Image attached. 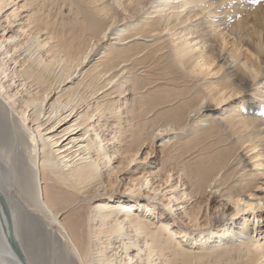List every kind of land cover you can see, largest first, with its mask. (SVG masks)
<instances>
[{
	"label": "bare ground",
	"instance_id": "6f19581e",
	"mask_svg": "<svg viewBox=\"0 0 264 264\" xmlns=\"http://www.w3.org/2000/svg\"><path fill=\"white\" fill-rule=\"evenodd\" d=\"M124 2L120 13L109 0H71L63 14L57 0H0L7 25L24 22L10 31L27 36H0V264H21L8 220L27 264H264V245L246 217L198 233L191 247L131 200L96 195L113 174L100 159L134 156L148 116L167 115L149 138L183 176L186 196L198 207L218 199L222 214L229 204L234 214L251 206L245 193L264 176V0ZM212 71L222 80L206 81ZM162 83L178 90L144 108L153 102L143 101L149 88ZM240 92L225 115H215L213 102ZM130 93L119 112L113 98ZM102 127L109 138L100 137Z\"/></svg>",
	"mask_w": 264,
	"mask_h": 264
},
{
	"label": "rangeland",
	"instance_id": "374dc122",
	"mask_svg": "<svg viewBox=\"0 0 264 264\" xmlns=\"http://www.w3.org/2000/svg\"><path fill=\"white\" fill-rule=\"evenodd\" d=\"M57 1L59 3L63 2L66 4L61 9L62 13L66 14L67 7L69 6L68 3L71 2V0H63V1L57 0ZM109 1L113 2V4L118 8L119 12L122 13L121 12L122 7L123 5L126 4V2H124L125 0L124 1L123 0H109ZM122 2H124L123 5H122ZM149 6H151V4ZM152 6L150 9L153 8ZM19 12H22V10H20ZM128 12H130V10H128L125 13L126 16L128 15ZM53 13H54V10H53ZM21 16L17 18L18 19L22 18ZM261 18H262L261 21L263 22L264 15H262ZM4 21H5V13L3 14V16L0 17V36L3 32H4V35H6V33L9 31L7 35L11 34L10 36L19 37L21 41L26 40L27 36L24 35V33L19 35L20 29H18L17 32L10 31V29H14L16 31V29L18 28V25H22L24 23L23 20H21L22 22L20 21V19L18 21L16 20L15 23L12 25H7V22L6 21L4 22ZM240 22L242 23L243 21L240 20ZM39 39H41V37ZM16 40L17 39H15V41H11L10 44L19 43V42H16ZM230 41L231 40L228 39L229 43L227 44L225 49L232 48ZM103 42L104 44H106L107 41H103ZM47 46L48 44L46 45V47ZM40 50L42 51V49ZM97 56L98 54H96L95 52V55L92 56L91 59L93 57L96 58ZM222 56H224V52ZM219 58H221V56ZM217 63H219V61H215V64L213 63L210 69L211 70L214 69L213 71L218 70L219 65ZM213 71H212L211 76L209 75V77L208 76L206 77V81L208 80L214 81L216 79H219V80L221 79L222 71L216 75L213 74ZM195 79L196 78H194V80ZM260 79H261V71L258 72L254 82H257ZM72 80L73 81H70L68 85H73L78 80V77H74V79ZM201 81H199V83H201ZM144 83H146V81L142 82L140 79V81L138 80L136 82V85H138V87L141 88V86ZM155 86H152L151 88H149L152 91V93L150 91L149 96H146L143 99V101L146 102L149 98H152L153 102L148 101L147 103H145L144 108L154 106V104L156 103L154 100H158V99L164 100V98L172 97L175 94V92L178 90V88L174 87L173 85L164 84V83L158 84ZM260 86L261 85H259V87ZM197 88H195V90L199 91ZM10 90H12V88ZM125 94L120 95V97L118 96V97L113 98L114 100L117 99L116 100L117 105L119 106V109H120L119 112L124 111L123 110L124 109L123 108L124 107V103H123L124 97L123 96L129 98L131 95V93L128 95H125ZM243 94H244L243 92H240L239 94L230 96L224 99L225 101L223 100L222 102H220L221 104L220 103L216 104L215 102H213L212 105L214 108L213 110H214L215 115H223V114L225 115L227 111L230 108H232L231 106H234L236 103H238L241 100L240 98L243 96ZM138 95H140V93ZM17 96H19V94ZM169 107L170 106L156 107V110L161 111ZM121 116L126 117L127 114L123 112ZM166 116L167 115H160L158 117L154 115L148 116V119L145 120L147 122V127L145 129V132L142 134V137L145 140L143 144L139 146L138 150L134 149L132 151L134 152L135 150H137V153H135L134 156H131L130 154L128 155L125 153H122V154L118 153L117 155L118 157L113 158L109 163L106 162L105 165L104 163H101V161L103 160L100 159V162H99L97 158L96 161L100 163L101 167L103 166L102 171L106 173V169L113 168V174L109 177H107L105 174L104 189L102 190L100 188L96 192V195L102 196L105 198L106 197L107 198L108 197L126 198L127 200H131V202H134L137 212H142L143 214L145 213L149 215V217L153 220H158V219L163 220L164 219L168 221L171 227L173 228V230L177 232L178 234L177 236H179L177 237V239L181 240L182 244H184L185 246L193 247L194 238L200 232H203V233H209L212 231L216 232L215 230H217L218 227L215 225H218V224L220 225L224 223L226 225L223 227H226L229 225L237 226L240 223H242V220L244 219V217H246L245 220H248V222L253 223V225L255 226V229L253 230V234L256 236L254 237V239L257 240V242L259 243H263L262 245H264V176L259 179H256V183L251 188V190L245 193L246 195L250 193L247 199H249L251 206L247 209L240 211L237 214H234L232 212L234 208L231 206V204L227 205L223 209L224 213L222 214L221 207H217V205L219 204L218 203L219 200L215 199L211 201L210 196L208 197V199L207 197H205L207 201L202 200L203 202L201 203V207H198L199 204L196 203L195 196H192V198H190V195L186 196V193L190 194L189 192L191 189L188 187V189L185 190L188 184H186L183 176L180 174V172L176 171L177 168L174 166L175 165L174 163L172 165L170 162L168 163V161H166L165 156L163 152L161 151V147L159 146V140L157 139L150 140L149 138V131L152 130L154 125L156 124L158 125L161 122H163L166 119ZM109 118L112 121V118L111 117ZM93 119L94 118H92L91 120ZM100 121L108 125V128L110 127L111 122H107L104 119H101ZM91 123L96 126V123L92 121ZM96 127H98V125ZM99 129L96 131L92 130L90 131V133L92 132L93 134L94 132H98L100 131ZM102 129L103 130H101L102 133H100L101 135L100 137L109 138L110 131L106 129V127L105 128L102 127ZM260 129L262 133L261 136L264 137V124L260 126ZM170 136H172V134L169 135V137ZM108 145L109 144H107V146ZM126 145L127 143H125L124 141L117 144V146H121L120 152H122L123 148H126ZM250 153L251 152H248L245 156H249ZM252 160L254 161V159ZM252 160L250 162H253ZM254 168L256 167H253V169ZM245 169L247 172L252 171L251 166H246ZM184 191L185 193H183ZM206 204L207 206L205 207ZM146 205H148V208L144 207ZM70 211L71 209H69L65 214L70 213ZM194 213L195 215H197L195 226L193 225L194 222L190 220V216ZM39 218L42 221H47L46 218H44V216H40ZM223 227L221 226L219 227V229L220 228L223 229ZM218 233L220 234L221 232H217L216 235H218ZM220 238L222 239L223 236H220V235L215 236L216 242Z\"/></svg>",
	"mask_w": 264,
	"mask_h": 264
},
{
	"label": "water",
	"instance_id": "95a60500",
	"mask_svg": "<svg viewBox=\"0 0 264 264\" xmlns=\"http://www.w3.org/2000/svg\"><path fill=\"white\" fill-rule=\"evenodd\" d=\"M8 227H9V242L10 245L14 251V253L16 254V256L18 257L19 261L21 262V264H27L25 257L23 255V253L21 252L18 244L16 243L14 237H13V233L11 231V224H10V220H8Z\"/></svg>",
	"mask_w": 264,
	"mask_h": 264
},
{
	"label": "snow or ice",
	"instance_id": "6c2138e0",
	"mask_svg": "<svg viewBox=\"0 0 264 264\" xmlns=\"http://www.w3.org/2000/svg\"><path fill=\"white\" fill-rule=\"evenodd\" d=\"M254 2H255V3H259V2H260V0H254Z\"/></svg>",
	"mask_w": 264,
	"mask_h": 264
}]
</instances>
